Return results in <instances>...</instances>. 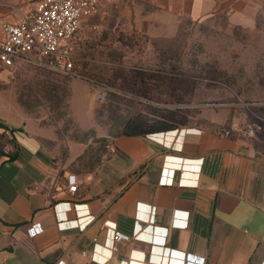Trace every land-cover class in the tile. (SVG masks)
<instances>
[{
  "label": "crops",
  "instance_id": "0c3cea01",
  "mask_svg": "<svg viewBox=\"0 0 264 264\" xmlns=\"http://www.w3.org/2000/svg\"><path fill=\"white\" fill-rule=\"evenodd\" d=\"M149 3L154 12L147 17L138 15L131 21L132 26L161 31L167 39L186 16L201 18L222 2ZM33 5L2 4L0 16L16 22L27 16ZM227 6L231 8V4ZM239 118L211 116L207 122L169 134L119 136L110 157L88 172L74 169L82 147L75 156L60 157L55 129L30 119L12 127L0 119L14 130L17 143L12 158H0V264H55L59 260L65 264H159L151 259L171 258L172 252L203 257L204 264H261L264 147L239 134H222L225 126L237 128ZM175 157L201 161L200 169L193 171L192 166L181 165L175 169L171 185L161 184L164 163ZM182 171L196 180V185L180 184ZM187 172L196 174L190 176ZM68 176H76L78 181L74 195L68 192ZM65 202L85 204L88 212L79 215L77 209L54 208ZM138 206L155 207L154 222L138 217ZM57 213L67 215L62 221L88 214L93 221L82 229L79 225L64 228L58 226ZM185 213L188 218L182 216ZM175 218L187 221V226L174 225ZM105 221H111L116 231L130 237L117 243L116 251L110 250L111 232ZM37 223L43 232L28 237L27 228ZM135 234L147 239H134ZM155 237H161L164 243L154 242Z\"/></svg>",
  "mask_w": 264,
  "mask_h": 264
},
{
  "label": "rangeland",
  "instance_id": "374dc122",
  "mask_svg": "<svg viewBox=\"0 0 264 264\" xmlns=\"http://www.w3.org/2000/svg\"><path fill=\"white\" fill-rule=\"evenodd\" d=\"M98 1V13L74 38L71 73L34 57L0 65L2 121L14 127L30 119L55 129L60 157L83 148L74 167L81 172L107 160L124 121L148 107L183 114L182 128L238 116L237 129L253 132L231 135L264 147V0H220L201 18L186 16L167 39L132 26L138 15L154 12L149 0ZM180 80L193 87L189 94L175 89Z\"/></svg>",
  "mask_w": 264,
  "mask_h": 264
},
{
  "label": "built area",
  "instance_id": "2783aa9c",
  "mask_svg": "<svg viewBox=\"0 0 264 264\" xmlns=\"http://www.w3.org/2000/svg\"><path fill=\"white\" fill-rule=\"evenodd\" d=\"M98 0H37L34 2L32 11L25 17H22L18 21H10L0 16V31L2 33V39L0 41V65L6 68L13 67L18 61L34 57L41 60L44 63V67L53 69L65 74L71 73L74 64V38L79 31L82 23L88 21L90 18L96 16L98 13ZM240 133L243 136L251 135L252 128H249L242 132L237 128L223 129L222 134L229 136L232 133ZM147 137H152L148 135ZM17 150V143L14 133L10 128L2 126L0 124V158L10 159ZM164 163L165 167L161 171V184L171 185L176 168L179 166L190 165L191 170L198 171L200 169L201 161L193 162L178 158H167ZM179 161V162H177ZM192 164H188V163ZM186 171H182L180 176V184L186 186L196 185V180L189 178L185 174ZM190 173V176H194L196 173ZM189 180V184H184L183 180ZM68 192L71 195L75 194L78 186L76 176H68L67 178ZM37 188H35L36 190ZM58 209H77L79 215L88 212L85 204H77L74 202L58 203L54 206ZM144 210L145 213L140 211ZM155 207L138 206V217L147 219L149 222H154ZM66 212V211H65ZM57 213L58 226L68 228L79 225V228H84L85 224L93 221L91 215L80 217L75 220H65L67 215L65 213ZM178 216L177 212L175 214ZM185 218H188V213L182 214ZM79 221V222H78ZM105 225L108 231L111 232L110 250H117V243L130 240L129 236H126L116 231L115 224L111 221H105ZM174 225L179 227H186L187 221L175 218ZM43 232V228L40 224L30 225L26 233L28 237L34 238ZM160 234H166L165 231L159 230ZM165 237V236H164ZM163 237V238H164ZM134 239H147L139 235H134ZM153 242V239L150 238ZM154 242L164 243V239L161 237L157 239L155 237ZM172 257L169 258L163 256H156L154 260L159 264H204L205 258L198 257L192 254L184 253H171ZM180 257L181 259H176ZM55 264H65L63 260L57 261ZM133 264V263H131ZM264 264V258L262 263Z\"/></svg>",
  "mask_w": 264,
  "mask_h": 264
},
{
  "label": "trees",
  "instance_id": "16d2710c",
  "mask_svg": "<svg viewBox=\"0 0 264 264\" xmlns=\"http://www.w3.org/2000/svg\"><path fill=\"white\" fill-rule=\"evenodd\" d=\"M186 82L180 80L175 83L178 86L175 89L189 94L193 87L191 88ZM147 110V112L137 113L128 117L122 125L120 136L146 137L150 134L173 131L187 125L183 114L179 112L150 107ZM0 124L5 126L2 123ZM11 131L14 133L13 129Z\"/></svg>",
  "mask_w": 264,
  "mask_h": 264
},
{
  "label": "water",
  "instance_id": "95a60500",
  "mask_svg": "<svg viewBox=\"0 0 264 264\" xmlns=\"http://www.w3.org/2000/svg\"><path fill=\"white\" fill-rule=\"evenodd\" d=\"M176 130H177V129H176ZM176 130L169 131V132H161V133H156V134H150V136H157V135L169 134V133H173V132L176 131Z\"/></svg>",
  "mask_w": 264,
  "mask_h": 264
},
{
  "label": "bare ground",
  "instance_id": "6f19581e",
  "mask_svg": "<svg viewBox=\"0 0 264 264\" xmlns=\"http://www.w3.org/2000/svg\"><path fill=\"white\" fill-rule=\"evenodd\" d=\"M124 144L126 145V142H124Z\"/></svg>",
  "mask_w": 264,
  "mask_h": 264
}]
</instances>
